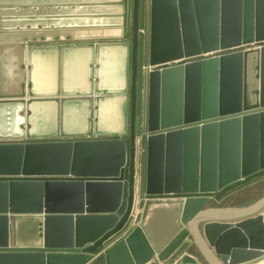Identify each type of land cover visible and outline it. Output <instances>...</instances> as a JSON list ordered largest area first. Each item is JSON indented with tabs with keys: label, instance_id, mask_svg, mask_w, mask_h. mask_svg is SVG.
I'll return each instance as SVG.
<instances>
[{
	"label": "water",
	"instance_id": "95a60500",
	"mask_svg": "<svg viewBox=\"0 0 264 264\" xmlns=\"http://www.w3.org/2000/svg\"><path fill=\"white\" fill-rule=\"evenodd\" d=\"M111 37L130 47L125 132L0 137V264H201L192 241L263 260L264 198L204 208L264 178V0H131Z\"/></svg>",
	"mask_w": 264,
	"mask_h": 264
},
{
	"label": "crops",
	"instance_id": "0c3cea01",
	"mask_svg": "<svg viewBox=\"0 0 264 264\" xmlns=\"http://www.w3.org/2000/svg\"><path fill=\"white\" fill-rule=\"evenodd\" d=\"M128 8L131 0H0V93H17L24 83L33 95L30 104L0 105V137L114 136L128 129L130 47L109 38L130 27ZM262 198L209 208L216 217H238ZM192 246L200 263L220 264L205 242Z\"/></svg>",
	"mask_w": 264,
	"mask_h": 264
},
{
	"label": "rangeland",
	"instance_id": "374dc122",
	"mask_svg": "<svg viewBox=\"0 0 264 264\" xmlns=\"http://www.w3.org/2000/svg\"><path fill=\"white\" fill-rule=\"evenodd\" d=\"M130 9L128 8L127 11H126L128 20L131 18ZM111 84H108V85H111ZM112 85H114V84H112ZM127 92H128V89H127L126 93ZM263 180H264V178H263ZM259 181H260L259 179L256 180L254 182L255 186H252L250 188H246L244 190L243 189H235V190L225 194L223 197H221L217 201H215L213 199H210L209 203L206 205V207L204 209H211L209 207L217 208L218 206H226V207H228V206H231L233 204L234 205L235 204L236 205L237 204H243V203H245V202H247V201H249L251 199H253V201H255V200L259 199L260 197L264 198V182L261 183ZM201 224H202L201 222L198 223V227L199 228H200ZM188 249H189L188 253L190 255H192L194 257L197 256V255L195 256V247L192 246V244L189 246ZM201 264H205L204 261L201 262Z\"/></svg>",
	"mask_w": 264,
	"mask_h": 264
},
{
	"label": "built area",
	"instance_id": "2783aa9c",
	"mask_svg": "<svg viewBox=\"0 0 264 264\" xmlns=\"http://www.w3.org/2000/svg\"><path fill=\"white\" fill-rule=\"evenodd\" d=\"M247 48H248V47H244V49H247ZM138 213H139V211H137V214L133 217V220H132L131 225L134 224V223L136 222V217H137Z\"/></svg>",
	"mask_w": 264,
	"mask_h": 264
},
{
	"label": "bare ground",
	"instance_id": "6f19581e",
	"mask_svg": "<svg viewBox=\"0 0 264 264\" xmlns=\"http://www.w3.org/2000/svg\"><path fill=\"white\" fill-rule=\"evenodd\" d=\"M254 264H264V259Z\"/></svg>",
	"mask_w": 264,
	"mask_h": 264
}]
</instances>
